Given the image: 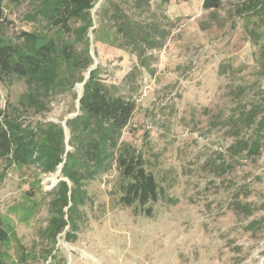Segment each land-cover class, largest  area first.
<instances>
[{
    "label": "rangeland",
    "instance_id": "1",
    "mask_svg": "<svg viewBox=\"0 0 264 264\" xmlns=\"http://www.w3.org/2000/svg\"><path fill=\"white\" fill-rule=\"evenodd\" d=\"M114 1L129 8L125 0ZM244 1L226 0L219 9L205 10L203 0H171L166 6L151 0L150 11L169 17L174 27L146 68L131 50L96 41L91 29L87 38L94 64L79 77L100 68L105 84L136 102L120 151L130 147L142 155L164 195L149 205L150 217L138 203L127 206L121 201L126 181L114 163L85 184L88 198L79 210L76 239L65 238L69 225L53 238L47 232L51 192L66 180L61 168L44 174L37 166L10 165L0 158V221L10 233L0 245L5 264H263L264 144L258 156L238 160L231 155L235 138L226 124L239 105L264 93V78L257 76L264 26L255 36L257 44L249 35L248 16L239 13ZM40 3L3 0L7 40L18 43L22 32H35L81 51L72 32L32 20ZM103 3L91 10L94 27L101 22L113 35ZM69 25L75 29L80 23ZM135 69V78L125 83ZM77 79L76 71L67 76L63 70L50 94L36 92V102L28 96L34 90L25 78L2 76L0 110L24 125H61L70 149L66 123L78 115L83 93V82L74 84Z\"/></svg>",
    "mask_w": 264,
    "mask_h": 264
},
{
    "label": "trees",
    "instance_id": "2",
    "mask_svg": "<svg viewBox=\"0 0 264 264\" xmlns=\"http://www.w3.org/2000/svg\"><path fill=\"white\" fill-rule=\"evenodd\" d=\"M170 1L160 0L161 6ZM223 1L226 0H203L202 5L205 10H216ZM98 2L100 0H41L39 8L31 15L32 20L41 18L50 27L72 32L75 40L83 45L79 51L72 43L60 47L53 38L35 32H22L18 43L8 41L2 32L4 6L3 0H0V77L15 75L25 78L30 89L34 90L28 96L36 102V92L50 94L59 84L63 70L67 76L75 71L78 73L74 84L84 82L79 74L94 64L87 37L94 27L91 10ZM150 2L125 0V4L129 5L126 8L120 1L104 0L101 12L107 15L115 33L111 35L100 22L99 27L93 29L95 40L119 49H129L137 55L140 66L149 67L154 58L153 52L165 46L174 27L169 17L150 11ZM239 13L248 16L250 21L247 22L253 25L249 35L260 44L255 36H259L258 32L264 26V0H245ZM143 14L147 17L139 19ZM71 21L80 25L73 29L69 25ZM260 48L257 76L264 78V44ZM136 70L126 76L125 83L135 78ZM100 75V68L92 70L83 87L79 113L66 123L70 131V149L67 148L66 133L61 125L54 122L24 125L6 110H0V158L10 165L37 166L44 174L56 172L61 167V174L66 179L51 192L54 198L47 232L53 238L69 225L71 230L65 238L68 241L76 239L79 210L88 198L85 184L109 172L114 163L126 181L121 201L127 206L138 203L145 215L150 217L153 209L149 205L157 203L164 195L156 177L147 170L143 156L130 147L120 151V140L136 110V102L117 95L115 86L105 84ZM242 92L244 94L245 89ZM226 124L233 130L235 138L229 148L231 155L242 161L258 156L264 144V93L251 103L239 105ZM240 207L244 212L251 213L247 205ZM66 208L68 211L65 213ZM9 235L0 221V245L8 240ZM55 256L51 254L52 258ZM0 264H5L1 251ZM21 264L28 263L23 260Z\"/></svg>",
    "mask_w": 264,
    "mask_h": 264
},
{
    "label": "water",
    "instance_id": "3",
    "mask_svg": "<svg viewBox=\"0 0 264 264\" xmlns=\"http://www.w3.org/2000/svg\"><path fill=\"white\" fill-rule=\"evenodd\" d=\"M93 29H95V27H93ZM92 29V30H93ZM94 68H91L89 71H88V77L84 80V82H83V87H84V85L86 84V82H87V80L89 79V76H90V74H91V72H92V70H93ZM82 96V95H81ZM81 96L79 97V99H78V102L80 103V99H81ZM61 168V167H60ZM263 264H264V259H263Z\"/></svg>",
    "mask_w": 264,
    "mask_h": 264
},
{
    "label": "bare ground",
    "instance_id": "4",
    "mask_svg": "<svg viewBox=\"0 0 264 264\" xmlns=\"http://www.w3.org/2000/svg\"><path fill=\"white\" fill-rule=\"evenodd\" d=\"M82 85H83V84H82ZM77 90H78L79 93L81 92V90H82V86H81L80 84L77 86Z\"/></svg>",
    "mask_w": 264,
    "mask_h": 264
}]
</instances>
